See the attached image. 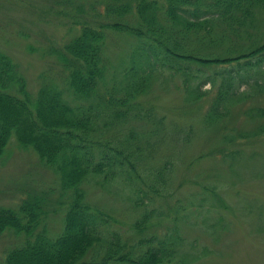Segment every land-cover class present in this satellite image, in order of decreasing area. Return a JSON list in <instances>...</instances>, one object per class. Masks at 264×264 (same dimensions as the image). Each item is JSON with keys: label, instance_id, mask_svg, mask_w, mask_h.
Here are the masks:
<instances>
[{"label": "rangeland", "instance_id": "374dc122", "mask_svg": "<svg viewBox=\"0 0 264 264\" xmlns=\"http://www.w3.org/2000/svg\"><path fill=\"white\" fill-rule=\"evenodd\" d=\"M103 4L101 0H0V52L11 57L30 93L35 94L44 81L55 80L62 85L63 67L54 51L64 50L63 45L80 32L81 22L92 26L113 22L135 25V11L119 16L116 12H108ZM157 6L165 21L170 22L163 11L166 0H157ZM181 15L190 16L186 12ZM255 16L254 40L264 41V10H258ZM103 33V61L107 66L105 81H100L96 95L78 100L84 107L101 105L100 108L97 106L101 113L103 104L100 99L109 93L114 98L123 94V81L120 80L126 69L132 68L135 74L142 73L133 67L136 60L131 55L135 37L125 29L110 27H104ZM218 41L215 45L209 40L187 37L182 44L201 55L206 52L224 55L233 42L230 39ZM150 59L155 61L153 55ZM238 63L231 61L206 68L192 65L193 70L217 72L214 86L209 81L202 84L201 91L207 92L191 102L185 101L182 78L179 75L169 77L168 71H164L169 77L165 87L160 88L155 82L146 94L139 93L134 100L143 111L149 107L162 116L165 123L181 124L184 128L175 136L180 139L174 142L183 141L187 127L192 126L198 133L203 131V116L216 96L223 76L231 73L238 78ZM261 67L264 68V63ZM240 69L244 71L245 68ZM255 69L252 67L249 73ZM261 81L264 85V78ZM234 85L237 86L236 81ZM250 90L252 84H243L235 96ZM234 100L229 104L230 118L224 117L217 123L220 133L214 134L210 130L206 135L198 134L201 137L196 138L189 148L183 147L181 156L187 157L179 160L170 186L158 184V191L151 188L149 181L143 179L148 177L143 172L144 166L137 161L134 168L139 172V179L129 184H126L125 177L122 178L124 174L117 171L118 166L110 180L104 181L102 174L89 173L81 188L88 211L97 216L96 229L103 244V247L98 244L92 248V255L102 253L107 240L119 238L127 246H133L132 251L138 256L150 247L172 251L163 260L164 264H264V131L259 128L264 118L246 112L252 106L264 107V90H256L243 100ZM107 119L105 115L100 116L98 122L102 125ZM132 119L129 116L121 124L103 128L96 139L104 144L113 138L117 143L112 145H121L120 138L129 133L127 124L134 121L133 126L139 132L148 127L147 123ZM119 129H122L120 133ZM224 133L230 137L229 143L226 142L227 150L243 151L240 155L229 159L217 152L215 148L220 145ZM211 148L215 149L214 153H210ZM205 151L206 154L192 160ZM92 152L90 165L94 166L103 155L99 149ZM164 154L166 151L161 147L157 155ZM137 187L141 195L135 194ZM35 196L40 198L43 211L33 234L45 232L54 237L62 229L71 190L63 189L59 174L43 164L31 148L21 147L11 136L0 156V206L17 209L24 200ZM143 213L149 216V220L139 230L135 223ZM169 233H174L173 238H177H171L167 235ZM26 238L23 232L17 233L12 228L0 232V264H4L5 252L23 244Z\"/></svg>", "mask_w": 264, "mask_h": 264}, {"label": "trees", "instance_id": "16d2710c", "mask_svg": "<svg viewBox=\"0 0 264 264\" xmlns=\"http://www.w3.org/2000/svg\"><path fill=\"white\" fill-rule=\"evenodd\" d=\"M101 1L108 12H116L119 16L135 11V25L113 22L92 26L76 20L80 24V32L63 45V51H54L63 67L62 85L48 80L40 84L35 94L30 93L11 57L0 52V156L11 136H14L21 147L31 148L43 164L59 174L63 189L71 190L62 229L54 237L45 232L33 234L43 211L37 196L24 200L17 209L0 206V232L12 228L27 237L23 244L5 252L4 264H164L163 260L172 251L150 247L138 256L132 251L133 246H127L119 238L107 240L103 252L92 255L91 250L96 245L103 247L102 237L96 229L97 216L88 211L89 207L84 202L81 183L90 172L102 174L104 181L107 178L110 180L118 166L120 169L117 171L124 174L122 178L125 177V183L129 184L139 179V172L134 168L137 161L144 166L143 172L148 177L143 179L149 181L151 188L158 191V184L170 186L179 160L187 157L181 156L183 147L189 148L196 138L201 137L198 134L206 135L210 130L214 134L220 133L217 123L224 117L230 118L229 104L235 98L234 101L243 100L256 90H264L261 81L264 78V68L261 67L264 63V41L254 40L255 13L264 10V0H166L163 11L170 22L165 21L159 12L157 0ZM181 12L190 16L183 17ZM104 27L125 29L135 37L136 44L131 55L136 60L133 67L142 73L135 74L132 68L126 69L120 80L123 81L121 97L114 98L111 93L102 100L98 97L103 104L101 113L98 109L101 105H97L98 108L94 104L84 107L78 100L96 95L100 81H105ZM187 37L190 40L193 37L209 40L215 45L216 40L230 39L233 43L224 55L211 52L201 55L184 48L182 42ZM151 55L155 57L154 62L150 59ZM240 60L243 62L238 63ZM231 61L238 63V78L231 73L223 76L217 94L203 116L205 125L201 133L189 126L184 130L183 141L174 142L180 139L175 136L184 128L181 124L174 121L165 123L162 116L151 108L143 111L136 105L134 99L139 93L146 94L155 82L160 88L165 87L170 75L182 78L185 101L196 100L207 92L201 91L202 84L209 81L214 86L217 71L193 70L191 66L196 64L206 68ZM242 67L244 71H241ZM252 67H256L252 73L254 75L249 73ZM164 71H168V78ZM243 84H252L253 93L252 90L246 93L241 91V95L235 96ZM246 112L264 118V107L252 106ZM104 115L108 119L102 127L98 119ZM129 116L133 118L132 121L136 119L147 123L148 127L139 132L133 126L134 121L127 124L129 133L120 138L121 145H112L117 143L113 138L107 139L104 144L96 139L103 128L121 124ZM259 128L264 131V123ZM256 133L259 132L252 134ZM228 138V134L224 133L223 140L218 141L220 145L215 149L230 159L243 151L227 150ZM161 147H164L166 154L158 156ZM94 149H99L103 156L91 166ZM215 149L211 148L210 153H214ZM201 153L192 160L207 151ZM140 179L143 181L142 177ZM136 191L135 194L141 195L139 187ZM148 220L149 216L143 213L135 226L141 230L142 224ZM167 235L173 238L174 233Z\"/></svg>", "mask_w": 264, "mask_h": 264}]
</instances>
